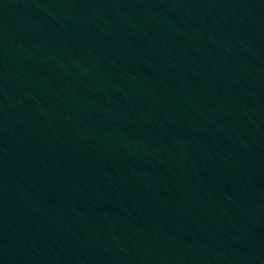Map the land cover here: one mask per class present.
I'll return each instance as SVG.
<instances>
[{
    "label": "water",
    "instance_id": "water-1",
    "mask_svg": "<svg viewBox=\"0 0 264 264\" xmlns=\"http://www.w3.org/2000/svg\"><path fill=\"white\" fill-rule=\"evenodd\" d=\"M0 264H264V0H0Z\"/></svg>",
    "mask_w": 264,
    "mask_h": 264
}]
</instances>
